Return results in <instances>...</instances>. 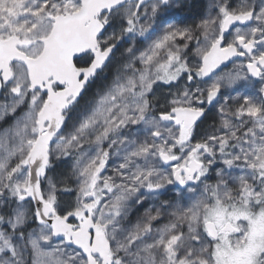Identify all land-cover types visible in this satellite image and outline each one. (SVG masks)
<instances>
[{"label":"snow or ice","instance_id":"6c2138e0","mask_svg":"<svg viewBox=\"0 0 264 264\" xmlns=\"http://www.w3.org/2000/svg\"><path fill=\"white\" fill-rule=\"evenodd\" d=\"M0 264H264V0H0Z\"/></svg>","mask_w":264,"mask_h":264}]
</instances>
